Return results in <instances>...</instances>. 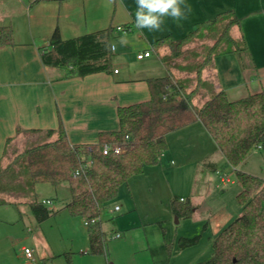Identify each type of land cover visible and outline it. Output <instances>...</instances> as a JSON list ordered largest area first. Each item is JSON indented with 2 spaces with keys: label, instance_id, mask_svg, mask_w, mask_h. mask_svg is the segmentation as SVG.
I'll return each mask as SVG.
<instances>
[{
  "label": "crops",
  "instance_id": "crops-1",
  "mask_svg": "<svg viewBox=\"0 0 264 264\" xmlns=\"http://www.w3.org/2000/svg\"><path fill=\"white\" fill-rule=\"evenodd\" d=\"M184 3L192 8L187 19L176 22L163 17L160 30L154 31L135 26L136 0H0V26L8 25L13 30V44L0 47L2 166L11 162V158H5L8 145L11 144L14 159L29 145L55 139L59 124L72 145L95 144L100 131L117 130V108L148 100L149 79L167 75L180 79L178 71L163 59L170 53L168 39H180L223 15L232 20L227 31L234 46L214 50L199 71L201 82L208 83L214 92L223 90L229 100L264 92V0H184ZM108 26L113 27L109 72L65 77L64 69L42 64L41 51L48 47L54 29L67 39ZM118 26L123 29L118 30ZM125 33L127 44H121L120 38ZM165 36L167 40L157 42ZM147 50L149 56L137 58ZM203 97L201 101L209 96ZM49 129L53 130L50 135L46 133ZM166 142L157 164L145 166L142 173L130 177L113 201L136 209L129 180L137 176L152 183L167 179L171 174L168 162H173V158L180 164L178 170L184 164L211 163L220 182L230 180L219 168L231 166L200 121L169 132ZM215 152L222 156L218 162L211 156ZM193 182L189 180L188 187ZM114 206L120 210L117 202ZM113 245L115 249L123 246ZM133 247H128L129 259L113 264H199L211 255L210 252L207 259L201 260V255L188 247L179 249L174 243L161 241L150 244L146 239ZM177 257L181 260L174 261Z\"/></svg>",
  "mask_w": 264,
  "mask_h": 264
},
{
  "label": "trees",
  "instance_id": "trees-1",
  "mask_svg": "<svg viewBox=\"0 0 264 264\" xmlns=\"http://www.w3.org/2000/svg\"><path fill=\"white\" fill-rule=\"evenodd\" d=\"M198 28L180 39H168L174 55ZM112 38L111 26L67 39L56 28L48 47L41 51V62L44 66L64 69L65 77L109 72ZM11 44V26H0V47ZM197 80V87L203 85L210 93L200 107H195L191 100L197 87L187 93L182 82L171 75L149 79V99L118 107L119 128L100 131L95 144H70L59 124L54 140L27 146L4 167L0 162V192L31 191L38 183L52 186L66 183L70 199L65 208L70 215L88 222V252L104 254L102 207L116 198L119 188L130 177L142 173L145 166L157 164L167 147L169 132L200 121L228 166L235 169L240 185L236 198L241 212L213 237L210 257L199 264H264V179L238 169L253 149H264V92L229 100L223 90L214 92L208 83L201 82L199 75ZM52 132V129L46 131L48 135ZM104 143L117 145L121 151L115 153L111 149L102 154L100 147ZM207 166L216 170L211 163ZM0 204H4L1 199ZM29 206L37 222L52 212L41 201H32ZM170 208L177 218H189L195 206L189 199L181 201L173 197ZM198 237L181 236L176 241L177 247L195 245Z\"/></svg>",
  "mask_w": 264,
  "mask_h": 264
},
{
  "label": "rangeland",
  "instance_id": "rangeland-1",
  "mask_svg": "<svg viewBox=\"0 0 264 264\" xmlns=\"http://www.w3.org/2000/svg\"><path fill=\"white\" fill-rule=\"evenodd\" d=\"M231 22L230 17L223 15L215 22L199 27L179 46L177 55L170 51L171 47L168 48L170 53L163 59L178 71L181 76L178 80L182 82L185 92L197 87L198 71L208 63L214 50L234 46L227 31ZM236 44L240 45L239 42ZM203 96H210L209 89L200 85L191 97L192 101L197 102H193L195 107L205 102L201 101ZM52 140L43 139L41 142ZM10 149L11 144L7 146L5 158L12 161ZM211 156L216 162L219 157L222 159L221 154L216 152ZM168 164L171 174L167 179L152 183L145 177L137 176L129 180L136 209H130L120 201H112L102 207L100 221L105 232V256L88 252L83 219L70 215L65 208L70 199L66 183L58 187L38 183L31 191L0 192V199L4 201V204H0V264H100L97 261L113 264L114 261L129 259L128 247L145 239L150 244L161 241L171 245L174 243L177 247L176 240L181 236H199L197 243L188 248L199 253L201 260L207 259L213 237L241 212L236 198L240 185L235 172L231 167L225 170L219 168L231 181L222 183L216 170L207 166L209 163L184 164L182 170L177 169L180 164L175 158ZM238 169L264 179V149H253ZM191 179L194 182L188 187L187 182ZM1 182H4V178ZM189 188L193 191L189 192ZM180 196L191 200L196 206L189 218H176L171 211V198ZM46 199L52 202L47 206L52 212L48 218L37 222L29 204ZM115 202L120 205V210L110 213ZM116 233L120 236L113 238ZM113 243L125 246L115 249ZM25 247L32 249L31 258L24 254ZM175 260L181 259L177 257Z\"/></svg>",
  "mask_w": 264,
  "mask_h": 264
},
{
  "label": "clouds",
  "instance_id": "clouds-1",
  "mask_svg": "<svg viewBox=\"0 0 264 264\" xmlns=\"http://www.w3.org/2000/svg\"><path fill=\"white\" fill-rule=\"evenodd\" d=\"M135 26L158 31L163 24V17H171L176 22L187 19L192 8L184 0H136ZM181 5H184L182 8ZM127 33L120 38L121 44H127Z\"/></svg>",
  "mask_w": 264,
  "mask_h": 264
},
{
  "label": "built area",
  "instance_id": "built-area-1",
  "mask_svg": "<svg viewBox=\"0 0 264 264\" xmlns=\"http://www.w3.org/2000/svg\"><path fill=\"white\" fill-rule=\"evenodd\" d=\"M117 29H118V30H122L123 28H122L121 26H118ZM149 55H150V50H147V51H144L143 53L137 55V58L141 59V58H143V57H147V56H149ZM114 72H117V70H114ZM111 149H113V151H114L115 153H118V152L121 151V149H120L119 146H117V145H111V144H108V143H104V144H102L101 147H100V151H101L102 154H107ZM180 200L182 201L183 198H180ZM41 202H42L43 204H45L46 206L52 204V202H51L49 199L41 200ZM118 209H119L118 206H114L113 209H111L110 212L117 211ZM90 222L93 223L94 220L91 219ZM87 223H88V222L84 221V224H85V225H86ZM119 236H120L119 233H116V234L114 235L113 238H117V237H119ZM23 251H24V254L26 255V257L31 258V257L33 256V251H32V249H30V248H28V247H25V248H23Z\"/></svg>",
  "mask_w": 264,
  "mask_h": 264
},
{
  "label": "water",
  "instance_id": "water-1",
  "mask_svg": "<svg viewBox=\"0 0 264 264\" xmlns=\"http://www.w3.org/2000/svg\"><path fill=\"white\" fill-rule=\"evenodd\" d=\"M177 218V217H176Z\"/></svg>",
  "mask_w": 264,
  "mask_h": 264
}]
</instances>
